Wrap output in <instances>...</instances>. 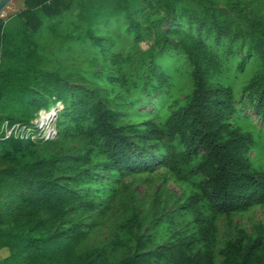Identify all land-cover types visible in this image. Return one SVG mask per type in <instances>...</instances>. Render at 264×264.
Listing matches in <instances>:
<instances>
[{"label":"trees","instance_id":"1","mask_svg":"<svg viewBox=\"0 0 264 264\" xmlns=\"http://www.w3.org/2000/svg\"><path fill=\"white\" fill-rule=\"evenodd\" d=\"M263 1L92 5L90 21L73 22L79 34L63 35L96 48L100 69L83 70L87 78L80 73L86 85H68L69 74L46 69L37 40L42 21L53 30L73 0H22L23 9L0 18V117L26 122L38 109L62 104L56 139L0 140L8 163L0 168V264H264V222L235 226L223 242L217 224L264 204V169L248 157L253 139L233 122L245 105L264 121V17L249 9ZM110 29L115 33L104 34ZM147 39L152 44L137 54ZM122 43L127 50L118 52ZM179 62L190 88L171 98ZM249 64L253 73L236 98L230 73ZM155 92L152 113L130 115L137 98ZM67 142L75 143L67 153L51 149ZM22 143L41 144V152L24 157ZM160 166L190 188L165 212L174 227L169 236L154 243L134 212L108 241L82 248L122 178ZM120 249L126 253L116 259Z\"/></svg>","mask_w":264,"mask_h":264},{"label":"rangeland","instance_id":"2","mask_svg":"<svg viewBox=\"0 0 264 264\" xmlns=\"http://www.w3.org/2000/svg\"><path fill=\"white\" fill-rule=\"evenodd\" d=\"M92 5L112 9L116 4L114 0H73L68 15L61 19L55 17L51 28L53 30H48L45 21H42V25L37 32V40L44 55L43 66L60 74H69L70 78L66 81L68 85H86L80 73H84L85 78H87L88 73L83 70L100 69L99 64L96 63L98 61L97 57L93 56V53H96V48L87 43L83 44L82 41L64 37L65 34H79L80 30L75 27L73 22L84 23L85 25V21H90L92 11H95V9H88ZM23 8L22 0H11L0 12V18L5 21ZM249 9L258 11L264 17V1L258 2V4H251ZM111 32L115 33V31L110 29L104 34H110ZM151 44V39L140 42L136 47L137 54L148 49ZM123 46L124 43L117 48V51L125 52L127 48ZM126 46L129 45L126 44ZM254 66L249 64L242 73H230V82H233L236 98L240 94V85L252 75ZM128 67L135 71L131 64H128ZM173 70L171 73L173 81L169 96L171 98L177 96L182 98L190 88L186 73L187 65L183 63L181 65L179 62L177 66L173 67ZM118 94V97L122 99L130 97L128 91L122 93L119 91ZM144 98V100L141 97L135 100L133 111L130 115L137 117L141 113H152L155 109V100L160 99L159 92H155L152 96L146 95ZM124 121H127V118ZM233 122L241 130L250 133L254 146L250 150L248 157L257 168L264 169V121L259 119L245 105L237 106ZM74 146V142H67L60 149L57 147L51 149L67 153ZM20 151L24 157H35L41 152V144L22 143ZM6 166H8V163L0 159V168ZM189 191L190 188L188 186L177 181L174 175L162 166L151 172L124 176L122 182L119 183L118 193L113 197L102 223L90 234L89 238L82 244V248L108 241L115 233L118 224L134 212H137L142 220L141 232L151 231L154 243L162 242L174 228L167 221L165 212H172L177 200L184 198L189 194ZM174 221L181 226L179 217H175ZM255 222H264V204L255 206L244 213L233 214L229 219L224 216L219 217L217 221L219 227L218 238L223 242L227 236L235 235V226L249 230L252 223ZM125 253V249H120L116 253V259L125 255ZM219 259L220 257H218Z\"/></svg>","mask_w":264,"mask_h":264},{"label":"built area","instance_id":"3","mask_svg":"<svg viewBox=\"0 0 264 264\" xmlns=\"http://www.w3.org/2000/svg\"><path fill=\"white\" fill-rule=\"evenodd\" d=\"M62 109L61 102L49 108H40L34 117L26 122L12 121L0 117V140H19L25 142H45L57 138V113Z\"/></svg>","mask_w":264,"mask_h":264},{"label":"water","instance_id":"4","mask_svg":"<svg viewBox=\"0 0 264 264\" xmlns=\"http://www.w3.org/2000/svg\"><path fill=\"white\" fill-rule=\"evenodd\" d=\"M11 0H0V12L3 10V8L10 3Z\"/></svg>","mask_w":264,"mask_h":264}]
</instances>
